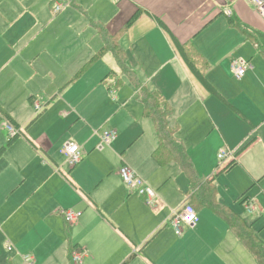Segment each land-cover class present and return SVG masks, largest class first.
<instances>
[{
	"label": "crops",
	"instance_id": "obj_1",
	"mask_svg": "<svg viewBox=\"0 0 264 264\" xmlns=\"http://www.w3.org/2000/svg\"><path fill=\"white\" fill-rule=\"evenodd\" d=\"M57 2L70 11H80L75 31L88 33L90 28L93 36L88 39L86 34L84 46L90 44V53L75 61L69 76L74 72L78 76V70L103 47L102 26L117 39L138 79L167 99L172 110L168 127L176 132L192 161L195 182L177 162L160 165L154 158L159 147L155 122L143 116L144 105L136 88L112 52L96 60L105 87L103 101L84 116L76 111L67 116L60 112L55 118L57 129L50 134L43 129L39 118L48 113L49 100L41 111H35L34 105H41L37 94L42 100L48 95L38 93V81L29 82L37 73L28 71L32 58L45 46L38 39L43 28L41 21L25 24L22 18L28 13L42 15ZM176 41L193 49L206 64L205 82L187 67ZM85 52L81 49V55ZM54 59L56 84L59 87L63 80L60 87L69 90L71 79L64 81L62 61L59 56ZM236 59L249 65L241 79L233 74ZM118 79L121 83L129 80L140 103L138 117L151 121L149 138L138 146L139 129H122L120 120L112 118L113 112L130 105L128 97L119 96ZM51 85L49 96L55 94ZM218 98L234 108H229L233 114L223 110ZM231 117L237 118L239 132L233 145L225 141L232 150L230 156L219 159L221 139L218 145L195 147L203 143L198 136L206 121L223 133L230 129ZM70 118L67 135L61 122ZM8 122L21 135L11 138ZM103 126L117 131L110 144L102 145L104 131L99 130ZM262 127L264 18L249 0H0V264H27L25 256L33 257V264H74L70 252L81 249L87 250L83 264H123L127 260V264H256L218 208L240 216L264 242ZM68 142L81 148V161L74 167L62 155ZM122 165L157 190V205H148L124 183L119 174ZM238 165L244 171L232 181L230 174ZM169 178L174 184L166 183ZM185 202L197 210L199 222L193 227L185 225L178 235L171 218ZM250 203L255 207L252 212L245 208ZM65 209L82 212L71 231L62 213Z\"/></svg>",
	"mask_w": 264,
	"mask_h": 264
},
{
	"label": "rangeland",
	"instance_id": "obj_2",
	"mask_svg": "<svg viewBox=\"0 0 264 264\" xmlns=\"http://www.w3.org/2000/svg\"><path fill=\"white\" fill-rule=\"evenodd\" d=\"M56 4L59 3L57 2ZM70 10L71 9H69V6H66L64 8L62 7L61 10L57 11L55 9V6H53L52 9L49 8V10L44 11L42 15L38 12L37 15H31V13L30 14L28 13L27 15H24V17L22 18L25 24H33V22L38 23L41 21L40 26H42L43 28L42 31L38 33L39 35L38 39L39 42H42V44L45 46L43 47V50L40 54L32 58L31 60L32 62L29 63L30 68L28 69V71L30 73L33 72L37 73L30 78L29 82L38 81L39 85L38 88H36L38 93L42 92L43 95H48L45 96V99L43 100L39 98L40 93L37 94L36 97L41 103V109L44 108L46 102L49 100L48 102L49 104L47 107L48 113L46 112V115H42L39 118L41 124L43 125V129H45V131L49 134L52 133L58 127L57 126L58 123L55 120L56 114L63 112L67 116L71 114L68 112L76 111L78 114L84 116V114L87 115L91 113L104 99V95L102 94L101 90L102 88L105 90V87L100 82L101 81L99 78L100 66L98 64L99 63L98 61L97 62L95 61L93 64L91 63L82 72H80V70L82 69L81 67L78 70L79 73L78 76L76 77L74 76L76 72L72 73L69 76V70L71 73V70L75 66V61L78 58L82 59V57H85L87 53L88 54L90 53V47H91L90 44H88L87 47L84 46L86 34L89 33L88 39L93 38V36L90 35L91 34L90 28H88V33L87 31H83V30H79L77 32L75 31L78 25V21L82 17V13L78 10H73V11ZM78 12H80L81 14ZM26 16H29L28 19ZM38 16L40 17V19L38 18ZM81 49L86 51L82 55H81ZM56 56L60 57V60L62 61L61 66L63 70H65L63 74L67 76V78L64 81H69L71 79L69 84L67 85V88H69V90L60 87L61 84L63 83V80L62 82H60L61 84L59 87L56 84L59 81V79L56 76L57 62L54 59ZM80 64L81 63H79L78 65ZM95 66L96 69L93 70ZM115 76L116 74H113L111 77L114 78ZM124 81H125L124 83L123 82L121 83V87L119 86L120 88H118L119 96H121L122 99L124 100L125 97H128L130 105H125L124 108H122V110L118 109L116 112H113L112 118L115 122H118L120 120V124H121L120 127L122 129L127 128L128 131H134L137 128L139 129V133L136 136V142H135L136 146H138L145 138L147 139L149 138L151 121L149 118H143L141 116L138 117V114L141 113V110L136 111V109L140 106V103L138 99H136L133 96L132 84L129 82L128 79L127 80L125 79ZM117 83H119L118 80ZM50 84L52 85L55 84V87L51 85L49 88L50 90L54 89L51 93H55V94L51 96H49V94L47 93V88ZM85 84H86V92H83ZM59 88L61 89L60 91ZM216 100H217L216 102L223 108V110L229 112L230 114H233L231 113V111H229L230 109H232L231 106L227 104L224 101V99L218 98ZM34 110L35 111L37 110L36 105H34ZM223 110L221 112L222 114H224ZM204 112L205 114H207L208 118L210 117L212 118L213 115H208V112L207 113L206 111ZM70 120L71 118L61 122V124H64V128L67 131L66 132L67 135H68V131L71 129ZM204 120H207L206 117H204ZM242 120L251 129V125L248 122H246L244 119ZM105 121H103L102 123L105 124ZM148 122H150L149 125ZM104 128L105 126L101 127L99 131L108 130V129L104 130ZM238 132H239V127L236 117L230 118V129L228 130V132H226V130H223V133L219 132L218 130H215L213 126H211L210 122L206 121V126L204 131L200 136H198L199 138H203V143L199 146H195V145L194 146L200 147L204 145L207 146L218 145L221 139L222 147L220 149H225V150L227 149V151L232 152V150H230V148L225 145V141L229 140L230 144L233 145L235 141L238 139V137H236V134ZM94 135L97 134H95L94 132ZM240 155L242 156V153ZM210 157L212 160H214V163L216 165L218 161L214 153H212ZM226 162H228V160ZM169 168L170 167L167 166L165 167V170H169ZM243 171H244V167L238 165L232 170L230 174V179L232 181L240 179ZM171 181H172L171 184H174L173 183L174 179L171 178H169L166 183H169ZM154 190L156 189L154 188ZM74 226L77 225H73V224L68 225L70 231ZM11 249L12 247L9 248V250Z\"/></svg>",
	"mask_w": 264,
	"mask_h": 264
},
{
	"label": "trees",
	"instance_id": "obj_3",
	"mask_svg": "<svg viewBox=\"0 0 264 264\" xmlns=\"http://www.w3.org/2000/svg\"><path fill=\"white\" fill-rule=\"evenodd\" d=\"M100 27L99 34L103 38L104 45L93 55L85 68L101 58L104 53H113L122 73L129 78L136 88L137 98L144 105L143 116L150 117L155 122L159 138V147L154 152V158L160 165H165L171 161L177 162L181 169L190 177L191 182H195L197 176L193 169L192 161L184 146L176 137L175 132L168 127V118L172 114V110L167 103V99L161 93L150 90L146 84H143L138 79L135 71L128 65L127 56L123 49L118 45L116 41L117 39L111 37L102 26ZM177 42L178 41H176V43ZM177 45L181 50L182 57L185 60L187 67L194 73L197 79L205 82L202 72L207 67L206 64L202 62L200 56L193 49H187L179 43H177ZM118 81L121 83V79H118ZM1 152L2 150L0 151V154ZM218 211L227 220L231 229L243 242L247 250L253 255L256 264H264V242L258 233L252 227L248 226L240 216L234 214L227 208L219 207ZM73 252L74 250H71L70 252L71 260ZM130 257L132 259L133 256ZM127 261L123 264H127Z\"/></svg>",
	"mask_w": 264,
	"mask_h": 264
},
{
	"label": "built area",
	"instance_id": "obj_4",
	"mask_svg": "<svg viewBox=\"0 0 264 264\" xmlns=\"http://www.w3.org/2000/svg\"><path fill=\"white\" fill-rule=\"evenodd\" d=\"M256 7L259 14L264 18V0H249ZM62 4H56L55 9L61 10ZM249 67L248 62L234 60L232 62L233 74L236 78L241 79L247 68ZM38 111L41 109L39 103H35ZM9 135L11 138H14L20 135V130L16 129L11 122H8L6 125ZM117 137V131L114 129L105 130L102 134V145L110 144ZM101 145V146H102ZM232 152L227 151V149H221L219 151L218 157L220 160L225 159L230 156ZM62 155L64 156L67 164L70 167H74L81 161V148L80 145L76 142H68L64 145L62 150ZM119 174L123 179L124 183L131 189L137 191L145 200V202L150 206H155L158 203V193L147 184L131 167L128 165H122L119 169ZM246 210L252 212L255 207L253 204H247L245 207ZM67 222L69 224H75L78 222L80 216L82 215L81 211H75L73 209L62 210ZM199 222V215L197 210L190 204L184 203L178 210H176L171 218V225L178 235L183 231L185 225L193 227ZM87 255L86 249L74 250L72 254V261L74 264H83V259ZM25 261L27 264H33L34 260L31 256H25Z\"/></svg>",
	"mask_w": 264,
	"mask_h": 264
}]
</instances>
